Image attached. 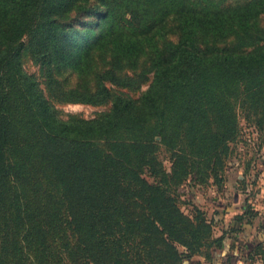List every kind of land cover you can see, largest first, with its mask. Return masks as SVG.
<instances>
[{
  "label": "trees",
  "instance_id": "trees-1",
  "mask_svg": "<svg viewBox=\"0 0 264 264\" xmlns=\"http://www.w3.org/2000/svg\"><path fill=\"white\" fill-rule=\"evenodd\" d=\"M71 1L0 0V231L13 230L22 250L17 251L22 256L27 251L31 254L16 262L0 256V264H64L65 260L69 264L86 260L172 264L178 260L180 264L176 245L184 248V257L200 254L204 247L222 248L243 225L254 222L259 210L246 195L241 210L230 217L236 222V228L229 230L232 236L226 230L210 242L204 240L203 233L213 229L212 219L192 198L187 203L191 218L179 207L176 190L187 174L179 144L199 121L218 125L214 132L203 133L212 136L206 149L211 157L204 163L212 160L210 170L214 164L221 166L226 144L237 140L239 126L232 106L239 99L247 124L261 131L264 44L235 52L216 45L200 46L190 32L179 34L148 55L152 80L138 98L111 93L103 85L91 93L78 91L84 102L110 101L111 109L91 119H64L35 76L24 70L21 56L27 49L49 73L61 61L78 65L90 58L87 50L72 51L76 28L63 30L60 25ZM94 1L104 7L101 22L108 35L122 2L145 19L182 4L181 0ZM234 17L215 21L213 29ZM210 18L192 19L202 24L211 22ZM262 39L264 35L255 37L256 42ZM119 41L112 39V48ZM139 41L127 38L116 49L132 56ZM106 75L111 77V69L101 73ZM161 146L174 158L169 173L157 156ZM146 173L156 181L148 182ZM247 251V256L264 252L262 240ZM247 256L244 264H249Z\"/></svg>",
  "mask_w": 264,
  "mask_h": 264
},
{
  "label": "rangeland",
  "instance_id": "rangeland-1",
  "mask_svg": "<svg viewBox=\"0 0 264 264\" xmlns=\"http://www.w3.org/2000/svg\"><path fill=\"white\" fill-rule=\"evenodd\" d=\"M181 2L177 9L147 19L132 13L131 9L125 7V2H122L114 20V29L108 35L104 32L101 22L104 7L94 0H73L68 4L69 11L59 19V22L63 30H71L72 27L77 30L72 33L71 39H74L72 51L76 52L80 48L82 52L87 50L90 58L85 62H79L78 65H64L61 61L56 69L49 73L47 66L34 61L25 49L21 56L23 68L35 76L46 98L60 117L91 119L109 112L111 103L84 102L79 92L91 93L103 85L111 93H122L134 99L138 98L152 80V72L148 69V55L153 53L154 49L164 48L169 42L175 41L179 34L190 32L194 37V43L200 46L216 45L235 52L251 51L264 44V39L255 41L256 36L264 35V0H181ZM172 6L173 4L169 5V10ZM208 16L212 20L208 23L200 24L192 19L200 17L205 20L209 18ZM228 16L235 17L227 19L223 27L213 29L215 21L221 18L226 20ZM102 37L104 38L101 39ZM127 38L142 40L138 51L132 56L116 49ZM112 39L121 41L112 48ZM21 40L27 45V39L22 37ZM108 69L112 71L111 77L110 75L102 77L101 73ZM173 100L176 102L178 97H174ZM232 112L239 132L237 140L234 143H227L225 151L221 153V166L214 164V169L210 170L212 160L209 165L204 163L205 158L211 157L206 149L212 143V136L205 137L203 133L214 132L218 125L199 121L181 138L179 150L187 161V174L176 190L179 194V207L188 218L192 217L191 208L187 204L191 198L202 207L214 225L210 234L208 231L203 233V238H207L204 240L209 242L222 232L236 228V222L230 217L233 212L241 210L239 205L243 203L242 198L246 195L248 202H252L259 210V216L252 224L243 225L237 238L226 239L222 248L204 247L199 251L200 254L184 257V248L176 245L182 259L179 261L180 264H244L247 248L253 243L262 240L264 250V201H261L264 194L260 195L261 189L264 188V122L259 132L247 124L241 99L233 104ZM155 140L158 141L159 137L156 136ZM157 156L164 170L169 173L174 160L171 152L161 146ZM143 176L148 182L156 181L148 173ZM236 198L240 203L239 201L234 203ZM12 232L13 230L9 229L6 233L0 231V251L2 247L4 248L0 256L12 259L13 262L30 258L29 251L24 252L25 256L17 251L22 250L18 248L20 243ZM232 234V231L227 232L228 236ZM145 255L144 253L140 257L145 258ZM36 260H39V257ZM248 261L249 264H264V252L251 254ZM48 262L52 263V259L49 258ZM176 262L178 260L172 264ZM64 264L69 262L65 260ZM85 264L93 263L86 260Z\"/></svg>",
  "mask_w": 264,
  "mask_h": 264
},
{
  "label": "crops",
  "instance_id": "crops-1",
  "mask_svg": "<svg viewBox=\"0 0 264 264\" xmlns=\"http://www.w3.org/2000/svg\"><path fill=\"white\" fill-rule=\"evenodd\" d=\"M263 187V186H262ZM261 194L260 195H263L264 194V188H262L261 189V192H260ZM240 199H241V196H240ZM238 201H239V199H234V203L236 204V203H238ZM262 202L264 201V199L263 200H261ZM239 203H240V201H239ZM263 204V203H262ZM232 227H233V224H232ZM243 227V226H242ZM238 237V234L236 235V237L235 238H237Z\"/></svg>",
  "mask_w": 264,
  "mask_h": 264
}]
</instances>
